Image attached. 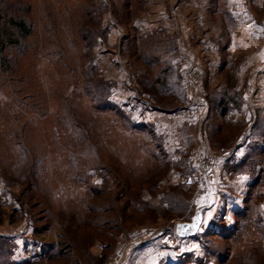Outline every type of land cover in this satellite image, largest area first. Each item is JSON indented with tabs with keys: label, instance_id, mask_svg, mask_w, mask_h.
Masks as SVG:
<instances>
[{
	"label": "rangeland",
	"instance_id": "374dc122",
	"mask_svg": "<svg viewBox=\"0 0 264 264\" xmlns=\"http://www.w3.org/2000/svg\"><path fill=\"white\" fill-rule=\"evenodd\" d=\"M161 1L0 0V237L15 245L14 258L40 256L41 242L62 255L39 264H127L134 248L157 234L174 235L175 223L189 221L200 205L209 203V213L223 211L219 187L208 190L219 181L220 150L233 145L227 141L236 128L219 133L217 118L209 122L199 110L195 117L187 114L200 100L205 63H172L174 58L157 57L155 45L148 50V43L132 44L129 37L107 45L110 25L125 34L135 19L150 24ZM212 3L221 11L212 28H223L220 46L235 32L233 57L222 78L234 88L244 80L237 78L239 72L255 71V148H262L264 0ZM227 8L235 12L237 31ZM11 19L26 20L29 34L23 36ZM200 36L207 40V33ZM199 45L204 42L196 41ZM207 48L193 51L201 58ZM185 52L192 55L187 45ZM225 57L216 69H222ZM165 69L173 93L154 97L148 87L150 93L141 95L140 82L155 80ZM194 70L202 71V80L196 95H189L186 82ZM221 80L214 79L215 86ZM230 93L235 102L245 101L242 91ZM144 113L155 120L147 121ZM170 118L180 135L162 124ZM255 179L259 182L247 191L244 209L251 216L258 209L264 217L259 160ZM253 218L237 223L232 239L218 234L221 228L215 227L223 224L204 222L193 237L196 248L182 253L176 264H264V239ZM135 234L147 241L136 244Z\"/></svg>",
	"mask_w": 264,
	"mask_h": 264
},
{
	"label": "crops",
	"instance_id": "0c3cea01",
	"mask_svg": "<svg viewBox=\"0 0 264 264\" xmlns=\"http://www.w3.org/2000/svg\"><path fill=\"white\" fill-rule=\"evenodd\" d=\"M227 3L230 4V0H227ZM161 4L157 12L158 16L156 14L151 17L152 24L150 21V24H143L137 21L138 19H135L132 22L133 25L129 24L130 33L126 30L127 33L125 34L122 33L119 26L110 25L108 27L107 45L114 47L117 41L120 45L123 37H129V39L138 38L144 43L149 44L148 50H153L151 46L152 44L155 45L159 50L157 51L159 55H157V52L154 53L155 51L151 53L157 55L158 58H174L171 60L173 61L172 63L177 62L179 64H183V62H189V64L200 63L201 60L205 63V67L207 68L206 80L200 91L201 101L199 100L196 104L190 105L187 114L191 117H195V114H198L196 112L197 110H199V113L204 111L209 122L212 118H217L219 126L225 128H235V126H238L239 130H236V133L233 134L234 136L231 142L233 145H229L230 147L226 146L220 150V153L223 154V158L222 161L220 160L219 165H221V162H224V164L218 166L219 170H216L218 174H216V176L219 177V181L216 179L213 187L208 190L209 192L211 190L215 192L214 186L219 187L221 199L218 200V204L219 207H223V211L219 213L217 210H212L209 213L207 209L210 205L207 203L202 226L204 222L212 225L219 222L221 224H226L225 226L228 228L231 226L232 222L234 223L235 214L246 207L245 196L247 195V191L255 190V135L257 134L255 131V71L248 72V69H243L239 72L237 78H243L244 80H239V85L234 88L231 87L230 83L232 82H229V78H222L223 73H226L224 72L227 70L226 67L229 66L231 62L230 57H233V55L230 54V48L235 32L232 33L231 38L223 37L224 46L221 47L219 41L222 38L223 28H220L219 31H217V29L215 32L212 30L214 27L213 22L221 18V11L218 10L219 8L215 7V4L213 5L212 0H163ZM226 12L234 19L233 25H235L237 31L239 23L234 10H232V8H227ZM156 19L157 22H154ZM216 32H218V35L215 37L213 35L216 34ZM205 33H207V40L200 36ZM196 41L204 42L203 46L199 45V49L201 47H209L201 54V58L197 56L199 49L195 46ZM186 45L188 46V51H190L192 55L188 56V54H186ZM193 50H196L197 53ZM115 53L116 52H114V54ZM224 55H227L225 58L228 60L224 63L225 67L222 65L220 67L222 69H216V66L219 65L218 60L220 58L223 59ZM195 56H197V58H193ZM217 77L222 79L220 82L221 87L215 86L213 82ZM133 79L135 78L133 77ZM244 87H246L245 90L243 89ZM230 90L242 91L245 101L235 102V97L233 95L235 93H233L232 96ZM117 92L114 94L118 95L119 93ZM225 92L229 94V98L227 97L224 99ZM130 95L134 97V93ZM222 96L223 98L221 101L216 103L213 102V99L215 100ZM144 114L147 121L155 120L153 117H147L146 113ZM162 124L165 126L169 125L173 131L176 130V135H180L178 124L173 119L170 118L169 124L164 122ZM201 125L202 124H200V126ZM219 126L215 125V131L218 130ZM164 129H166V127ZM199 129V132H201V128ZM205 131L206 130H203L201 132L202 136ZM173 136H175L174 133ZM205 136L208 139L210 138L208 133L205 134ZM209 149L210 151L208 153L211 154L213 150L211 147H209ZM216 149L218 148L216 147ZM222 170L224 173H221ZM231 176L234 177V179H231ZM221 177L223 178L222 181ZM219 210H221V208ZM194 240V238L180 239L175 234H157L151 242L149 241L144 246L134 248L127 260V264H176L182 253L186 254V250L191 249L192 251L196 248L197 242ZM38 244L40 245V242H38ZM39 254L41 256V252ZM40 256L34 253H27L24 258L16 257L15 260L18 262L26 260L39 261L41 260ZM50 261L52 260H44L43 262L48 263Z\"/></svg>",
	"mask_w": 264,
	"mask_h": 264
},
{
	"label": "trees",
	"instance_id": "16d2710c",
	"mask_svg": "<svg viewBox=\"0 0 264 264\" xmlns=\"http://www.w3.org/2000/svg\"><path fill=\"white\" fill-rule=\"evenodd\" d=\"M18 1H21V0H18ZM128 7L129 6H125V9H126V13L124 14L125 17L130 15V9ZM226 14L229 16L228 12H226ZM228 19L232 23H234V19L232 18V16H229ZM11 22L16 28L19 29V31L21 32V34L23 36L29 34L30 30H29V27L27 25L26 20L21 19L19 21H15L14 19H11ZM135 40H137V42H143L141 39L135 38V39H130L129 43L134 44ZM3 46L4 45L1 46L2 50L4 49ZM130 48H131V46H130ZM133 51L131 49V53ZM153 58H157V57H153ZM151 62L152 61H149V62L147 60L145 61L147 66H150ZM166 72H167V69L161 71V73L155 78V80H154V78H146L145 77V80L140 82V84H141L140 86L144 89V91L140 92V94L141 95L145 94V93L148 94V93H150V90L152 89L151 91H155L154 92L155 94L153 93L154 97L158 94L159 95L161 94L163 96L171 95L173 93V90H172V88H170L171 86L168 82ZM148 87H150V90H148ZM153 96H151V98H153ZM227 97L229 98V94L225 92L224 99ZM222 98H223V96L221 98H217L215 100L213 99V102H215V103L219 102V101H221ZM132 128H135V127H132ZM235 128L237 131L239 130L238 126H235ZM223 130H225V127L219 126L217 131L219 133H221V132H223ZM258 132L261 134L260 136L264 137V124L260 128H258ZM256 133H257V131H256ZM233 136L234 135L232 134L231 137L229 138V140L227 141L228 144H229V142L230 143L232 142ZM263 159H264V146L262 148L257 146L255 148V160L256 161L259 160V163L263 164L264 163ZM258 182H259V179H255V185H257ZM251 217H254L253 221H255V230L259 231V236L264 239V217L261 215L260 212H258V209H255V214H253V216L248 215V210H246V209H243V211L237 212L235 214V224L233 225L231 230L226 228L224 226V224L221 227H217V228L215 227V229L221 228V230L219 231L218 234H220L222 238H224V239H230L231 238L232 239V236H234V234L236 233V230L238 231V228H239L236 224L242 222L241 220H243V219L251 222L249 219ZM245 220H243V221H245ZM215 229H214V231H215ZM212 232H213V230H212ZM216 232H217V230H216ZM12 245L13 244L10 242V240H7L6 238L0 237V264H39V262H43L44 260H52L53 261L54 259H57L62 255V251L54 252L55 246H53V247L49 246L48 247L45 244L40 242V252H41V256H40L41 258L40 259L41 260H39V261L26 260L23 262H18L14 258V252L12 249V248H15V245L14 246H12Z\"/></svg>",
	"mask_w": 264,
	"mask_h": 264
},
{
	"label": "water",
	"instance_id": "95a60500",
	"mask_svg": "<svg viewBox=\"0 0 264 264\" xmlns=\"http://www.w3.org/2000/svg\"><path fill=\"white\" fill-rule=\"evenodd\" d=\"M207 208L206 205H200L191 220L189 221H178L175 223V235L180 239H190L195 237L201 229L203 219H204V211ZM199 217V219H197ZM195 225V227H193Z\"/></svg>",
	"mask_w": 264,
	"mask_h": 264
},
{
	"label": "built area",
	"instance_id": "2783aa9c",
	"mask_svg": "<svg viewBox=\"0 0 264 264\" xmlns=\"http://www.w3.org/2000/svg\"><path fill=\"white\" fill-rule=\"evenodd\" d=\"M201 80H202V71L194 70L190 74L186 82V89L189 95H192V94L196 95L198 91L197 86ZM134 239H135L134 242H136V244H139V245L147 241V240H144V237L142 234H135Z\"/></svg>",
	"mask_w": 264,
	"mask_h": 264
},
{
	"label": "snow or ice",
	"instance_id": "6c2138e0",
	"mask_svg": "<svg viewBox=\"0 0 264 264\" xmlns=\"http://www.w3.org/2000/svg\"><path fill=\"white\" fill-rule=\"evenodd\" d=\"M243 179V178H242ZM197 219H199V217H197ZM193 227H195V225H193Z\"/></svg>",
	"mask_w": 264,
	"mask_h": 264
}]
</instances>
